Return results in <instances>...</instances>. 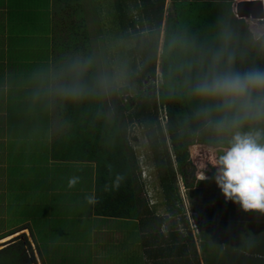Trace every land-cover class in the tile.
<instances>
[{
	"label": "trees",
	"instance_id": "trees-1",
	"mask_svg": "<svg viewBox=\"0 0 264 264\" xmlns=\"http://www.w3.org/2000/svg\"><path fill=\"white\" fill-rule=\"evenodd\" d=\"M123 3L124 0H109L113 12L109 15L110 21L117 25L119 39L124 44L129 43L124 49V58L128 56L131 59L126 69L127 76L137 83L144 77L155 79V60L160 47L159 84L147 83L138 101H135L138 92L131 95L129 100L132 105L123 97L124 89H104L95 60L99 62L107 54L98 52L94 36L104 15L93 10L96 9V0H87L86 5L77 0L68 17L73 19L71 26L75 28L77 25L82 31L84 47H81L80 55H84L92 67L88 63L81 67L76 58L65 61L61 75L66 89L64 94L57 96L61 111H66L77 128L58 143L67 145L71 157L94 160L96 163L95 196L98 202L95 213L121 220L137 218V226L141 228L140 238L139 234L135 235L132 241L138 238L139 246H147L144 252L153 264L161 263L158 259L165 258V255L166 259L162 260H169L163 262L165 264H264V215L255 213L251 223H244L240 206L226 201L217 187L214 168L205 174L207 179L200 181L199 176L188 180L190 173L185 168L186 163H190L188 153L191 146L201 145L214 150L212 134L204 129L198 115L206 105L214 102L197 100L192 95L194 83L206 70L210 54L226 48L236 57L235 70H264V31L253 34L247 24L232 13L231 0H169L167 14L166 0H131L140 17L139 26L144 30L131 43L121 21ZM74 16L78 18V24ZM130 26L135 30L133 24ZM136 58L141 62L139 69L135 68ZM47 81L41 79L40 83L47 86ZM35 98L33 95L31 102ZM157 106L162 111L159 115L166 120L170 150L155 120ZM134 107L133 118L148 131L145 132V140L157 168L163 203L166 210L176 216L171 220L175 224L167 225L162 231L161 219L146 215L149 210L141 194L138 163L126 136L128 127L132 125V118L126 112ZM177 172L187 187H193L187 197L202 195L216 201V211L209 204H194L197 236L193 234L184 212L178 192ZM135 191H138L136 195ZM152 219L157 221L151 223ZM176 222L183 223L185 233L180 231ZM8 225L13 226L0 220V232ZM16 226L23 228L15 223ZM12 232L0 233V239ZM151 232L152 238H142ZM30 244L25 235L15 238L0 249V264L33 263ZM37 251L44 256L40 257L43 263L52 256L51 249L46 246ZM71 258L81 262L76 256ZM85 260L86 264H97L92 259ZM138 260L141 264L139 256Z\"/></svg>",
	"mask_w": 264,
	"mask_h": 264
},
{
	"label": "crops",
	"instance_id": "crops-1",
	"mask_svg": "<svg viewBox=\"0 0 264 264\" xmlns=\"http://www.w3.org/2000/svg\"><path fill=\"white\" fill-rule=\"evenodd\" d=\"M71 9V4L59 0H0V220L6 221L14 211L26 218L19 225L22 229L4 228L0 233L13 232L0 242L10 244L27 230L35 249L42 241L47 249L56 250L55 259L52 255L41 264H86L87 258L97 264H114L117 258H106L107 251L123 243L124 225H137L138 219L96 214V203L86 200L96 198L95 161L71 157L67 145L58 143L77 129L66 111H61L57 98L66 89L61 67L74 58L83 68L87 64V58L80 55L83 38L77 46L65 48L69 33L77 37L73 19L68 17ZM42 65H48L47 72L53 74L34 82L30 74ZM41 79H48V85L41 84ZM33 95L37 98L31 102ZM73 176L80 181L69 188ZM241 211L245 220L250 216L253 221L255 213L261 215ZM129 240L132 244L133 239ZM132 252L141 264H153L136 246L130 248ZM117 254L121 256L122 249ZM39 256L44 257L40 252Z\"/></svg>",
	"mask_w": 264,
	"mask_h": 264
},
{
	"label": "rangeland",
	"instance_id": "rangeland-1",
	"mask_svg": "<svg viewBox=\"0 0 264 264\" xmlns=\"http://www.w3.org/2000/svg\"><path fill=\"white\" fill-rule=\"evenodd\" d=\"M59 1H61V3H68V4L75 6L77 0H59ZM96 1H97V4L95 6L96 9L93 8V10H96L98 12L97 14L103 12L104 17L100 19L101 25L99 27L98 32L95 30L94 36L96 37L98 52L107 54L104 58L99 59V62L95 60L96 67L99 71V75L101 78V82L104 85V89L106 91H109L110 90L109 88L111 87L113 88L118 87V88H121L122 90L124 89L123 91H125V93H123V97L126 98V101H128L129 104L132 105L133 102L129 100V97H131V95L136 94L138 92L135 98V101H138V99L140 98V93L142 89L145 88L147 83H150L152 81L151 83L159 84L158 56L160 52V47L158 49V54L156 55V60H155L154 77L156 78L151 79L150 77H144L143 79L140 80L139 83L131 81L127 76V70H126L127 65L131 59L128 56H125L124 58V55L126 54L124 53V49L128 47L129 43L124 44V42H122V40L119 39V30L116 28L117 25L115 24L116 25L115 27V25L110 21L109 14H112L113 12L110 9L109 0H96ZM81 3H84L86 5L87 0H81ZM168 10H169V0H166V14ZM120 15H122L121 21L125 27L124 32L130 36L128 39L131 41V43L132 42L134 43V38L138 37L141 33L144 32V30L143 28L139 26L140 17H139L138 11H136L134 6L131 4V0H124V3L121 6ZM74 19H75L76 24H78V18L74 16ZM130 24L134 25L133 28L135 30L132 29ZM163 25H165V23H163ZM248 27L252 30V32H254L253 34H257V33L264 31V22L252 20L248 23ZM75 29L77 30V37L69 33L68 40H67L68 43L65 45V48H72L74 45L77 46L78 42L80 43L82 42V38H83L82 31L78 29L77 25ZM160 38L162 39V32L160 34ZM83 42H84V39H83ZM134 46L135 48H137L136 44H134ZM59 49H60V46L58 45V50ZM42 58L43 56L38 57L36 60V63L38 64ZM87 63L89 67L90 66L92 67L91 62L89 60L87 61ZM135 65H136L135 67L136 69L140 68L141 62L138 58L135 59ZM47 69H50L48 65H42V66L35 67L33 73L30 74L34 77V82L40 77H44V76L51 77L53 73L47 72ZM61 87L63 86H60V88ZM135 111H136V107L126 112V114H128L132 118L131 124L133 125V129H134L133 134L136 137V141L128 140V144L132 148L133 153L138 163L139 180L142 183L141 194L144 197L146 207L149 210V213H147L146 215L149 217L151 216L154 218H160L161 219L160 229L162 231L163 229L166 228L167 225L175 224L171 222V220H173L174 217L176 216L171 215L166 210L167 208L166 204L163 203L161 189H160L159 181H158L157 168L153 161L148 141L145 140V132H148V131H146V129L141 125L140 122L136 121L133 118ZM159 114H162V111H161V108L157 106L155 109V113H154V115L156 116L155 120H157L158 125L161 127L163 136H165L163 137V141L166 142L170 150L168 136L165 130L166 120L165 118H162V116H160ZM126 136H127V132H126ZM157 139L161 141V139H159V136L157 137ZM214 155H215V152L213 149L204 148L201 145H193L189 148V153H188L189 161L195 167V172L193 174L194 177H198L200 175L201 170H203L204 175L208 174L211 168H213L211 166V163L213 161ZM173 165L174 167H176L174 162H173ZM187 169L189 173H191L190 169L189 168ZM182 178L179 172H177L176 179H177V184H178V192L182 198L184 212L188 220L190 221V227L192 229L193 234L197 236L198 235V232H197L198 222H197V215L193 211L194 204L197 202L209 204L212 210L216 211L217 210L215 208L216 201L215 199L213 200L212 198H204V196L202 195H200V197L196 195L194 198L187 197L188 191L193 190V187H187L183 183ZM187 179L188 180L191 179V174L190 176H187ZM18 216L21 217L20 212L14 211V213L11 214V217H9L5 222L8 224L12 223L13 226L8 225L6 226V229L11 228V227L15 228L14 227L15 223L18 225H24L26 218L24 217L18 218ZM151 221H152L151 223H155L157 220L152 219ZM251 221H252L251 217L248 216V218L244 220V223L248 224V223H251ZM176 223L178 224L180 231L185 233L186 229L183 227L184 226L183 223L181 222H176ZM124 226H125L126 233H125L123 243L114 245L113 248L107 251V254L110 257L117 258L116 262L118 261L117 262L118 264H139L138 256L136 259L134 252H132V254L130 255V248L133 246L134 247L136 246L138 249V252L142 253L143 256L145 255V252L141 251L142 247L141 245L139 246L140 240L138 238L136 242L132 241V244H130V240H129L130 237L133 239L139 227L133 223L125 224ZM140 231H141V228H139V238H140ZM26 232L27 230L24 231L25 235L29 237L30 239V236H28V233ZM152 232L149 233L148 235H143L142 238L143 237L144 239L152 238L153 237ZM215 233L219 235V231H216ZM34 236L35 238L39 237L38 234H34ZM154 237H156V235H154ZM41 243L42 241L39 243L41 245L40 249H43L45 246V243H42V244ZM30 246L33 251V263L31 262V264H41V258L39 256V252L37 251V249L34 248V244H30ZM119 249H122L121 256L117 254V251ZM54 252H56V250H51L53 259H55ZM148 253L150 252L148 251ZM163 257L165 258L158 259V262L159 261L161 262L159 264H165L166 262L169 261L167 260L165 262L162 260V259H166L167 255ZM58 259L61 260L63 258H58ZM116 262H114V264Z\"/></svg>",
	"mask_w": 264,
	"mask_h": 264
},
{
	"label": "clouds",
	"instance_id": "clouds-1",
	"mask_svg": "<svg viewBox=\"0 0 264 264\" xmlns=\"http://www.w3.org/2000/svg\"><path fill=\"white\" fill-rule=\"evenodd\" d=\"M259 21L264 22V17ZM235 59L226 48L211 53L192 95L214 102L198 115L212 134L211 166L217 187L226 201L238 204L244 212L264 215V70H235ZM205 179L201 170L199 181ZM79 181L80 177L73 176L68 187ZM86 200L98 202L94 196Z\"/></svg>",
	"mask_w": 264,
	"mask_h": 264
},
{
	"label": "water",
	"instance_id": "water-1",
	"mask_svg": "<svg viewBox=\"0 0 264 264\" xmlns=\"http://www.w3.org/2000/svg\"><path fill=\"white\" fill-rule=\"evenodd\" d=\"M262 3L264 4V0H234L231 8L233 14L239 18L246 21V23H249L250 21H259L262 20L264 17V11L262 8ZM133 131V125H130L127 130V137L129 140L136 141V137L134 136ZM146 138V136H145ZM185 168L190 169L191 177L193 176L195 172V167L191 163H186ZM188 170V169H187ZM12 238H10L9 241H11ZM8 240L4 242H0V249L5 247L9 244L7 242Z\"/></svg>",
	"mask_w": 264,
	"mask_h": 264
},
{
	"label": "built area",
	"instance_id": "built-area-1",
	"mask_svg": "<svg viewBox=\"0 0 264 264\" xmlns=\"http://www.w3.org/2000/svg\"><path fill=\"white\" fill-rule=\"evenodd\" d=\"M262 7H263V11H264V6H263V3H262Z\"/></svg>",
	"mask_w": 264,
	"mask_h": 264
}]
</instances>
